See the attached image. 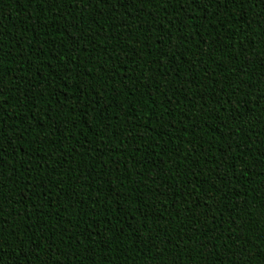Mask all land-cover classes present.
Masks as SVG:
<instances>
[{"label":"trees","instance_id":"trees-1","mask_svg":"<svg viewBox=\"0 0 264 264\" xmlns=\"http://www.w3.org/2000/svg\"><path fill=\"white\" fill-rule=\"evenodd\" d=\"M0 264H264V0H0Z\"/></svg>","mask_w":264,"mask_h":264},{"label":"snow or ice","instance_id":"snow-or-ice-1","mask_svg":"<svg viewBox=\"0 0 264 264\" xmlns=\"http://www.w3.org/2000/svg\"><path fill=\"white\" fill-rule=\"evenodd\" d=\"M0 98H2V97H0ZM256 211L258 212L260 217L264 218V205H261Z\"/></svg>","mask_w":264,"mask_h":264}]
</instances>
